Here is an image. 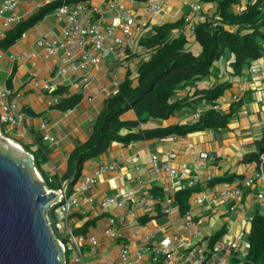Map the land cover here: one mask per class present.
Wrapping results in <instances>:
<instances>
[{
	"label": "crops",
	"instance_id": "1",
	"mask_svg": "<svg viewBox=\"0 0 264 264\" xmlns=\"http://www.w3.org/2000/svg\"><path fill=\"white\" fill-rule=\"evenodd\" d=\"M203 5L201 17L210 16L216 9V0H200ZM250 0H241L235 11L246 8ZM55 0H24L15 11L19 22L27 20L41 8L54 3ZM118 3L120 10L130 8L133 10L135 25L133 26L134 38H126L122 31L114 29L115 35L123 38L131 46L119 47L115 52L106 57L98 66H91L86 73H68L66 76L59 75L62 66L60 56L47 58L43 47L39 45V39L54 40L62 32L63 23L57 21L53 13L46 15L11 47L0 49V90L11 92V99H16L21 110L26 114L24 126L7 125L2 127L4 136L15 144L29 146L36 149L38 144L35 138H41L44 147L48 151V160L44 169L49 176L58 175L57 181L62 185L68 182L60 180L68 170V159L79 147L85 145L94 129L97 117L103 109L106 99L114 95L115 80L119 85L125 79L129 69L132 75H136L137 66H131V61L139 62L148 55L147 50L140 46L138 41L142 36H147L154 26L166 22H175L183 18L187 12L177 0H170L162 13L151 14L145 10L146 2L133 0H91L87 3L91 18L98 21L101 30L107 33L111 26V20L117 16L119 10H110L109 4ZM97 8L98 12L92 9ZM199 18V19H200ZM196 19V22L199 20ZM188 32V28L187 31ZM177 33V32H176ZM6 33H0L3 39ZM132 44H129V43ZM112 40L105 41L110 46ZM195 54L201 51L200 46L193 41L189 44ZM129 60L128 57L132 56ZM264 58H262L263 60ZM260 61V60H258ZM244 70L240 77H233L227 63L222 59L215 62L218 66L219 75H211L208 79L196 83L199 90H207L223 81L230 83L224 96L218 101V110L226 113L235 107V103L241 101V108L234 115V121L220 131L205 130L189 134L185 137H167L159 140L134 142L123 146L118 142H111L108 149L101 155L95 156L89 161L84 160L79 179H85L93 175L94 170L100 165L117 163L115 171L103 174L97 184L82 197L81 205L71 212V224L74 233L82 228L87 222L94 221L84 231L87 235H76L85 253L86 263L89 257L96 262L91 264H110L117 261L122 245L128 244L132 252L138 251L147 244L159 241L161 238L181 232L186 217L201 231V236L207 242L213 235L224 231L230 237H234L248 217H252L255 210L264 206V199L260 201L256 196L245 191L241 201L230 211L231 202L220 199L219 204L211 201L213 193L224 190H234L243 187V182L252 175L256 163L246 164L243 159L257 150V141L264 137V61L259 65L257 62ZM127 64V68L123 67ZM138 65V64H137ZM256 68L252 73L251 68ZM109 73L114 77L113 82ZM89 77L84 81V77ZM35 82L40 85L37 87ZM47 84L54 87L53 92L43 88ZM64 87L66 91L63 97L72 95L80 96L79 104L68 111H62L55 105L62 97L54 95L58 88ZM242 89V90H241ZM187 91L179 93L176 99H183ZM237 97V99H235ZM58 100V102L55 101ZM212 106L208 105L205 110ZM200 108V107H199ZM204 110V106L198 110H188L183 116L174 117L169 121H152L142 124V129H155L174 123L196 122ZM124 120H135V113L130 111L122 116ZM53 138L54 141L45 140ZM192 145V148L189 146ZM23 150V149H22ZM172 152L173 155H167ZM199 152L209 154L211 160L199 159ZM30 154V153H29ZM157 154L160 162H170L173 167L191 172V179L195 181L194 188L197 191L190 197V209L182 215L177 207H173L169 218L163 213L162 199L166 192L171 196L180 189L174 187L165 174L156 175L151 172V155ZM200 164V167L197 164ZM236 177L232 182L219 183L210 186L209 181L214 178ZM242 177V178H240ZM45 183V177H43ZM58 187L60 189L62 187ZM254 193H264L260 190L264 184L257 182ZM69 187V186H68ZM161 189V192L153 194V188ZM256 191V192H255ZM112 194H120L121 199L130 204L140 198L152 197L149 209L137 207L133 210L132 205L122 209L101 207V200ZM207 196L206 201L199 205L195 198ZM222 200V201H221ZM216 218H212L213 216ZM150 218L143 222L142 218ZM124 218V220H123ZM110 219L114 220L111 225ZM250 224L249 226L250 230ZM89 227V226H88ZM113 228L121 235L118 239H110L104 235L106 228ZM183 231V230H182ZM188 233H185V236ZM95 237L98 240L96 247L89 244V239ZM192 246V243L189 245ZM227 264L241 262L232 258L228 253L220 254ZM148 259L149 256L147 255ZM208 264H218L217 260H211Z\"/></svg>",
	"mask_w": 264,
	"mask_h": 264
},
{
	"label": "trees",
	"instance_id": "2",
	"mask_svg": "<svg viewBox=\"0 0 264 264\" xmlns=\"http://www.w3.org/2000/svg\"><path fill=\"white\" fill-rule=\"evenodd\" d=\"M91 0H69V3H88ZM147 2L148 0H133ZM216 9L212 15L201 17L195 24V31L190 35L187 31L185 16L175 22H166L154 26L147 36H142L138 43L144 47L148 55L137 65L136 75L129 69L116 94L104 101L103 109L94 125L89 141L77 148L68 159V170L60 178L68 182L69 186L80 178L84 160L93 159L103 154L111 142L128 146L134 142L159 140L167 137H185L189 134L205 130L220 131L227 128L233 121L234 115L241 108V101L226 113L205 107L216 106L231 84L223 81L216 86L199 90L196 83L208 79L211 75H219L216 61L227 63L233 77H240L245 68L251 67L253 62L264 58V0H250L243 10L235 11L241 0H216ZM61 5L54 2L41 8L27 20L19 22L6 32L0 39V49L11 47L24 33L41 21L49 13H53ZM185 15V14H184ZM217 24V25H214ZM177 32V33H176ZM197 43L201 51L199 54L189 48V44ZM128 57L127 60L132 58ZM66 88L61 87L54 95L60 96L61 101L55 106L62 111L75 108L80 102V96L72 95L64 98ZM187 91L183 99H176L177 95ZM204 106L196 122L174 123L161 128L142 129L141 125L152 121H169L174 117L183 116L188 110H198ZM200 107V108H199ZM135 113V120H124L122 116L127 112ZM3 126H1L2 129ZM38 147L23 149L34 157L35 168L45 177L48 189L58 190L62 182L59 176H49L44 169L48 160V151L35 138ZM257 150L248 154L243 163L259 162L258 151L264 149V137L257 141ZM18 145V144H17ZM19 146V145H18ZM236 175L223 176L209 181L210 186L219 183L232 182ZM242 178V177H240ZM154 196L161 189H152ZM197 188H182L173 195L172 205L177 207L182 215L190 209V197ZM143 222L150 218H142ZM94 221L87 222L75 235H87L84 228L91 230ZM89 226V227H88ZM225 234L217 232L211 242L217 241ZM248 239L251 245L245 259L238 264H264V215L257 208L252 216ZM84 251V250H83ZM67 253V260L70 261Z\"/></svg>",
	"mask_w": 264,
	"mask_h": 264
},
{
	"label": "built area",
	"instance_id": "3",
	"mask_svg": "<svg viewBox=\"0 0 264 264\" xmlns=\"http://www.w3.org/2000/svg\"><path fill=\"white\" fill-rule=\"evenodd\" d=\"M24 0H0V33L4 34L10 28L19 23V18L15 15V11L19 4ZM61 5L54 10L53 14L57 21L64 24L62 32L54 40L39 39V45L43 47L47 58L60 56L62 66L59 68V75L66 76L68 73H86L89 67L98 66L109 55L115 52L116 48H123L128 43L115 35L114 29H119L123 32L126 38H134L133 26L135 25L134 13L130 8H122L118 3L109 4L110 10H119L116 17L111 20V26L104 33L98 21L91 18L89 8L86 2L69 3V0H55ZM170 0H148L145 10L151 14L162 13ZM183 8L188 11L185 14V22L187 24L188 33L193 35L195 31L196 19H199L203 13V5L200 0H177ZM93 12H98L97 8L92 9ZM217 25V24H214ZM112 40L110 46L105 45L106 40ZM133 40V39H132ZM129 44H132L131 42ZM127 68V64H123ZM252 73H256V68H251ZM88 76L84 77V81H88ZM39 87V83L35 82ZM116 94L119 90V82H114ZM43 88L49 92L54 91V87L47 84ZM242 90V89H241ZM11 92L8 90H0V131L1 126L14 125L24 126L26 114L21 110L16 99H11ZM237 99V97H235ZM58 102L57 99H55ZM209 109L218 110V106H212ZM8 139V138H7ZM10 140V139H8ZM45 140L54 141L53 138L46 137ZM11 141V140H10ZM193 146L190 145L189 148ZM167 155L172 156L169 152ZM199 159L202 161L211 160L209 154L199 152ZM197 166L200 167L198 163ZM118 167L117 163L100 165L94 170L93 175L78 179L73 186L69 184L62 185L58 190L47 189V192L54 191L58 194V202L50 207L46 213V219L50 226V230L54 239L62 245L64 255V264H87L85 253L81 247L80 241L74 233V227L71 224V212L74 208H78L82 202V195L93 188L99 178L107 173L115 171ZM151 172L156 175L165 174L174 187H181L185 184L186 187L192 188L195 186V181L191 179L189 170H179L172 166L170 162L161 163L157 154L151 155ZM264 184V153L260 155L259 162L256 163V168L252 175L248 177L242 184L243 187L234 190H224L218 193H213L211 201L214 204H219L220 199H225L231 202L230 211L235 210V206L241 201L245 191H249L256 196L260 201L264 199V193H254L257 182ZM69 186V187H68ZM264 188V186H263ZM256 192V191H255ZM207 196H198L195 198L196 204H203ZM171 196L166 192L162 199L163 213L169 218L172 215ZM153 198H140L128 204L121 199L120 194H112L104 197L101 200V207L122 209L128 205H132L133 210L137 207L149 209L150 201ZM221 200V201H222ZM151 209V208H150ZM260 213L264 215V206H261ZM187 216V215H185ZM124 220V218H123ZM252 217L245 220V225L239 229L234 237L224 234L217 241L211 242L201 236V231L194 223L186 217L183 222L181 232L172 235H167L159 241L147 244L141 247L138 251L132 252L128 244L121 247L119 257L116 262L110 264H208L211 260H217L218 264H227V261L220 257L222 253H228L232 258L243 261L251 245L248 239L249 226ZM111 225L114 220L110 219ZM104 235L110 239H118L121 235L117 230L106 228ZM188 233V236H185ZM190 243L192 246L190 247ZM89 244L96 247L98 240L95 237L89 239ZM73 255L72 261L67 260V253ZM149 256L147 259L146 256ZM244 262V261H243Z\"/></svg>",
	"mask_w": 264,
	"mask_h": 264
},
{
	"label": "water",
	"instance_id": "4",
	"mask_svg": "<svg viewBox=\"0 0 264 264\" xmlns=\"http://www.w3.org/2000/svg\"><path fill=\"white\" fill-rule=\"evenodd\" d=\"M35 171L34 157L0 136V264H64L46 219L59 196Z\"/></svg>",
	"mask_w": 264,
	"mask_h": 264
},
{
	"label": "rangeland",
	"instance_id": "5",
	"mask_svg": "<svg viewBox=\"0 0 264 264\" xmlns=\"http://www.w3.org/2000/svg\"><path fill=\"white\" fill-rule=\"evenodd\" d=\"M255 0H253V2H254ZM187 12L188 11V9L187 8H185V10H184V12ZM262 61H264V59L262 60V59H260V61H258L257 62V65H259ZM137 64H138V62L136 61H131V66H134V67H136L137 66ZM249 68V67H248ZM246 69V68H245ZM109 76H110V79H108V82H113V79H114V77H113V75L111 74V73H109ZM0 136L1 137H5L4 136V134L2 133V129H1V131H0ZM6 138V137H5ZM13 142V141H12ZM14 143V142H13ZM19 145V144H18ZM21 146V145H20ZM20 146H18L19 148H21ZM22 149H23V147H22ZM23 151L24 152H26L24 149H23ZM27 153V152H26ZM87 161H89V160H87ZM36 174H37V176H38V178H39V180L41 181V183L45 186V184H44V181H43V178H42V175L38 172V170L36 169ZM46 187V186H45ZM47 188V187H46ZM260 190L262 191V192H264V188H260ZM213 217L212 218H216V216H214V215H212ZM69 259H70V261H72V259H73V255L71 254V255H69ZM94 262H96V260H92L90 257H89V261H88V263H94ZM238 263H240V262H238ZM70 264H72V263H70Z\"/></svg>",
	"mask_w": 264,
	"mask_h": 264
},
{
	"label": "bare ground",
	"instance_id": "6",
	"mask_svg": "<svg viewBox=\"0 0 264 264\" xmlns=\"http://www.w3.org/2000/svg\"><path fill=\"white\" fill-rule=\"evenodd\" d=\"M8 140V139H7ZM11 144H13L16 148L20 149L22 152H24L21 148L18 147L17 144H14L12 141L8 140Z\"/></svg>",
	"mask_w": 264,
	"mask_h": 264
},
{
	"label": "clouds",
	"instance_id": "7",
	"mask_svg": "<svg viewBox=\"0 0 264 264\" xmlns=\"http://www.w3.org/2000/svg\"><path fill=\"white\" fill-rule=\"evenodd\" d=\"M253 65V64H252ZM15 144V143H14ZM261 155V154H260ZM258 163V162H257Z\"/></svg>",
	"mask_w": 264,
	"mask_h": 264
}]
</instances>
